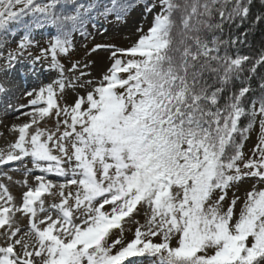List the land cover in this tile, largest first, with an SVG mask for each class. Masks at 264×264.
<instances>
[{"label": "snow or ice", "instance_id": "1", "mask_svg": "<svg viewBox=\"0 0 264 264\" xmlns=\"http://www.w3.org/2000/svg\"><path fill=\"white\" fill-rule=\"evenodd\" d=\"M252 3L144 0L151 26L120 47L87 43L91 13L120 20L134 0H111L103 11L78 0H0V31L14 36L11 22L23 29L7 55L0 40V73L22 64L38 79L50 54L46 66L60 74L24 93L28 105L15 111L28 107L27 120L11 125L14 141L0 151V178L22 188L17 201L0 179V264H264V187L228 201L247 179L264 185V50L256 59L240 54L247 29L223 38L225 26L264 25ZM45 26L55 35L33 55V32ZM75 33L86 42L84 59L65 69L57 56L71 55ZM101 52L108 55L96 78L90 69ZM66 87L80 90L70 103ZM11 164L23 180L3 171ZM141 210L142 224L134 219Z\"/></svg>", "mask_w": 264, "mask_h": 264}, {"label": "rangeland", "instance_id": "2", "mask_svg": "<svg viewBox=\"0 0 264 264\" xmlns=\"http://www.w3.org/2000/svg\"><path fill=\"white\" fill-rule=\"evenodd\" d=\"M127 15L117 20L116 18L110 17L108 20L103 21L99 17H95L93 23H95V27L92 24L88 25V31L92 33L94 36V41L90 38L87 43L90 45L93 43H113L117 46L123 47L131 45L137 38L138 33L136 32L137 27L143 26L144 30L151 26L153 14L145 15L143 13V8L141 4H135ZM156 11H159V7H157ZM125 20L127 22H125ZM8 32H14V36L7 35L6 32H2L0 36V40H7L8 44L6 48H3L4 54L7 55V51L16 48V44L23 35V29L15 22H11L7 26ZM106 30V31H105ZM54 33V28L52 26H45L41 29L34 30L33 35L36 41L39 43V47H32L30 51L33 55H40V48H47L49 46V40ZM75 47L71 50V55L58 54L57 59L60 63H62L65 69L71 67V64L75 61H82L84 59V48L83 45L86 43L81 39L80 35L76 33L73 36ZM108 53L101 52L99 55L93 57L97 61L96 65L91 68V72L93 77L98 78L103 69V64L105 62V58ZM4 61L0 60V65H3ZM51 63V55L49 54L47 60L44 62V65H38V67H42V71L40 73L39 78L33 77L30 73H28L22 64H17V70L5 75L4 73H0V84H3L5 88V92H0V151H6L7 147L10 143L14 141V134L10 131V127L13 122H7L6 118L12 112L21 113V111H15V109L20 108L21 105L27 106L29 102V97L24 95L25 92L36 89L43 84H47L59 78V73L52 69L50 70L46 65ZM65 77L68 80H71L72 74L65 72ZM76 75H79L77 72ZM79 89L73 91L70 87H66L64 92V98L70 103L76 95V92H79ZM63 103V100L61 101ZM11 105V108L8 106ZM27 108V107H25ZM23 110V109H21ZM27 120V119H26ZM23 121V122H26ZM43 126L51 128L53 126V121H48ZM258 137V124L253 127V131L249 134L248 139L245 142L244 152L245 156L251 157L253 155L252 149L254 148ZM27 163V162H26ZM31 167L30 164L27 165ZM17 164H11L8 167H4L3 171L7 172L8 175L12 176L13 181H20L24 179V174L22 171H17ZM40 174L38 171L34 172L33 175L28 177L29 183H32L33 176ZM50 179H53L49 177ZM2 179V178H0ZM54 181L56 180L53 179ZM2 182L5 183L9 187V191L17 198L21 196L22 188L21 185L10 182L6 179H2ZM255 185L257 188L264 187V185L259 184L256 180L247 179L238 189L233 188L229 192L228 201L231 200L233 193L238 195L241 198V201L245 198V194L247 191H250L252 186ZM50 199H46V205L50 203ZM227 203V201H226ZM240 203L238 202L236 211H239ZM135 220L140 221L142 224L144 222V212L141 210L140 215L134 217ZM17 223L22 228L23 231H27V219L17 215ZM135 224L129 222L125 225V235L126 237H130L132 235V231H134ZM131 229V231H130ZM23 231L21 234H23Z\"/></svg>", "mask_w": 264, "mask_h": 264}, {"label": "trees", "instance_id": "3", "mask_svg": "<svg viewBox=\"0 0 264 264\" xmlns=\"http://www.w3.org/2000/svg\"><path fill=\"white\" fill-rule=\"evenodd\" d=\"M78 2L83 3L86 6L90 2L97 3L98 5H100L99 11H103L104 7H111V0H78ZM134 3L143 5L144 0H134ZM132 8H130L127 13H129V11ZM262 11H264V0H253L252 8H251V15L254 17L257 14H260ZM127 13H126V15H127ZM91 14L93 17L99 16L97 14V11H92ZM99 17L101 19H103L104 21H106L110 17L116 18V15H115V13H110L107 16V18H105L103 16H99ZM245 29H247V31L249 33L248 38H247V43L244 45H237V47H239L240 54L248 55V56L252 57L253 59H256L259 57L261 51L264 50V25H251L249 27V23L246 22L243 27L233 26V27L229 28L228 26H225L224 32H223V38L228 39L230 33L233 36L239 35L240 33L244 32ZM217 35H220V34L217 33ZM232 51L234 52L235 49H232ZM248 66L249 65H246V67H248ZM258 74L264 75V68L258 67ZM259 75L252 82V87L254 90L256 89V85L259 82ZM244 123L246 124L247 121H244Z\"/></svg>", "mask_w": 264, "mask_h": 264}, {"label": "bare ground", "instance_id": "4", "mask_svg": "<svg viewBox=\"0 0 264 264\" xmlns=\"http://www.w3.org/2000/svg\"><path fill=\"white\" fill-rule=\"evenodd\" d=\"M30 109L27 107V108H24L23 110L21 111H29ZM19 117V119H18ZM27 119V117L25 116H22L21 113L18 114V112H12L8 115V117L6 118V121L7 122H13V123H22L23 121H25ZM51 178L55 179L56 177L52 176Z\"/></svg>", "mask_w": 264, "mask_h": 264}]
</instances>
